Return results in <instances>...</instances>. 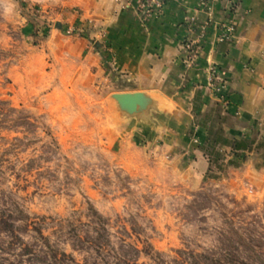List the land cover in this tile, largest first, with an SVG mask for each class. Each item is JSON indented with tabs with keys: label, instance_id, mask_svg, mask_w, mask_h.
Listing matches in <instances>:
<instances>
[{
	"label": "rangeland",
	"instance_id": "1",
	"mask_svg": "<svg viewBox=\"0 0 264 264\" xmlns=\"http://www.w3.org/2000/svg\"><path fill=\"white\" fill-rule=\"evenodd\" d=\"M79 15L0 0V264H264V185L238 162L196 176L140 138L158 105L117 102L144 92ZM95 215L114 250H96Z\"/></svg>",
	"mask_w": 264,
	"mask_h": 264
},
{
	"label": "crops",
	"instance_id": "2",
	"mask_svg": "<svg viewBox=\"0 0 264 264\" xmlns=\"http://www.w3.org/2000/svg\"><path fill=\"white\" fill-rule=\"evenodd\" d=\"M61 5L80 13L78 24L102 29L96 42L109 46L113 69L158 105V126L144 125L140 138L162 139L163 153L196 176L238 162L264 185V0H242L234 15L228 0H168L145 23L118 0ZM230 22L234 37L222 41ZM213 66L226 79L228 106L210 87Z\"/></svg>",
	"mask_w": 264,
	"mask_h": 264
},
{
	"label": "built area",
	"instance_id": "3",
	"mask_svg": "<svg viewBox=\"0 0 264 264\" xmlns=\"http://www.w3.org/2000/svg\"><path fill=\"white\" fill-rule=\"evenodd\" d=\"M168 0H118L124 9H133L139 16L141 22L145 23L153 17L161 15L165 3ZM242 0H228V9L231 15H234ZM235 34V25L233 22L224 24L222 27L221 40H232ZM187 49H192V45H188ZM210 87L213 93L220 97L228 106L224 90L226 89V79L223 72L216 66L210 68Z\"/></svg>",
	"mask_w": 264,
	"mask_h": 264
},
{
	"label": "trees",
	"instance_id": "4",
	"mask_svg": "<svg viewBox=\"0 0 264 264\" xmlns=\"http://www.w3.org/2000/svg\"><path fill=\"white\" fill-rule=\"evenodd\" d=\"M96 220H95V231H96V237H94V245L97 251H104L107 249H113L111 238H110V233L106 227V221L103 217L100 215H95ZM122 250H129V252H134L136 254L140 253V250L137 249L136 247H133L132 245H122L121 246V251ZM128 253V252H127ZM124 254V253H123ZM118 255V254H117ZM127 255V254H126ZM125 254L121 257L118 255L116 258L123 260L125 263L131 262L129 258H127ZM121 257V258H120ZM124 258V259H123Z\"/></svg>",
	"mask_w": 264,
	"mask_h": 264
},
{
	"label": "water",
	"instance_id": "5",
	"mask_svg": "<svg viewBox=\"0 0 264 264\" xmlns=\"http://www.w3.org/2000/svg\"><path fill=\"white\" fill-rule=\"evenodd\" d=\"M117 102L127 111L145 110L150 106V98L145 93H119L115 95Z\"/></svg>",
	"mask_w": 264,
	"mask_h": 264
}]
</instances>
